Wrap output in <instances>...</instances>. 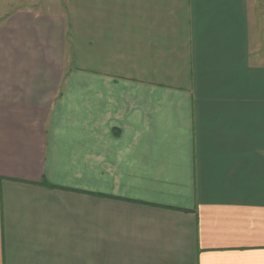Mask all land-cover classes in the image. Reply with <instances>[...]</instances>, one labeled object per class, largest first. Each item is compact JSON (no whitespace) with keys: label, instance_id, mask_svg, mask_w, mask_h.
<instances>
[{"label":"crops","instance_id":"0c3cea01","mask_svg":"<svg viewBox=\"0 0 264 264\" xmlns=\"http://www.w3.org/2000/svg\"><path fill=\"white\" fill-rule=\"evenodd\" d=\"M65 3L0 0V264H264V0Z\"/></svg>","mask_w":264,"mask_h":264},{"label":"rangeland","instance_id":"374dc122","mask_svg":"<svg viewBox=\"0 0 264 264\" xmlns=\"http://www.w3.org/2000/svg\"><path fill=\"white\" fill-rule=\"evenodd\" d=\"M65 2L66 0H51V3L48 0H39V8L47 9L50 7L51 12H63L66 9Z\"/></svg>","mask_w":264,"mask_h":264}]
</instances>
